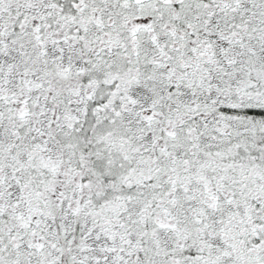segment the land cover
<instances>
[{
	"label": "snow or ice",
	"instance_id": "obj_1",
	"mask_svg": "<svg viewBox=\"0 0 264 264\" xmlns=\"http://www.w3.org/2000/svg\"><path fill=\"white\" fill-rule=\"evenodd\" d=\"M0 264H264V0H0Z\"/></svg>",
	"mask_w": 264,
	"mask_h": 264
}]
</instances>
